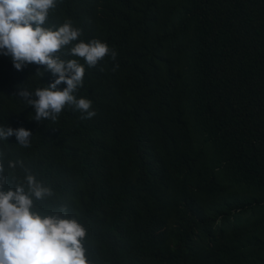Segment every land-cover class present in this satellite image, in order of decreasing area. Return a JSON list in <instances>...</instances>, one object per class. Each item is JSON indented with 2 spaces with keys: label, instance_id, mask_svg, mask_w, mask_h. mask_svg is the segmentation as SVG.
Here are the masks:
<instances>
[{
  "label": "trees",
  "instance_id": "obj_1",
  "mask_svg": "<svg viewBox=\"0 0 264 264\" xmlns=\"http://www.w3.org/2000/svg\"><path fill=\"white\" fill-rule=\"evenodd\" d=\"M67 20L117 53H58L84 65L76 95L96 115L32 119L20 87L55 77L0 55V126L32 133L0 140L7 186L30 172L50 187L43 205L84 225L89 264H169L185 240L196 264H264V0H56L44 27Z\"/></svg>",
  "mask_w": 264,
  "mask_h": 264
},
{
  "label": "clouds",
  "instance_id": "obj_2",
  "mask_svg": "<svg viewBox=\"0 0 264 264\" xmlns=\"http://www.w3.org/2000/svg\"><path fill=\"white\" fill-rule=\"evenodd\" d=\"M55 6L56 0H0V55L9 57L18 71L35 64L55 77L49 85L34 91L20 87L18 95L35 109L32 119L56 120L65 106H74L86 113L85 118H92L96 115L91 110L92 101L76 95L83 85L84 65L77 59H61L58 53L71 45L68 54L83 58L88 67H95L109 55L115 60L117 53L98 39L77 42L82 32L70 20L56 29L44 27ZM118 67L117 64L113 71ZM61 84L66 85L62 90ZM13 135L21 146H28L32 137L23 127L0 126V140L7 141ZM18 163L8 161V167L15 169ZM12 183L14 186H7L9 179L0 153V264H89L84 225L69 216L65 208L53 212L42 203L53 196L52 189L30 172L22 179L13 176ZM187 241L179 245L182 259L175 262L169 258V264H196L195 244L184 249ZM224 246L234 248L231 241ZM211 259L213 264L230 263L225 256Z\"/></svg>",
  "mask_w": 264,
  "mask_h": 264
}]
</instances>
